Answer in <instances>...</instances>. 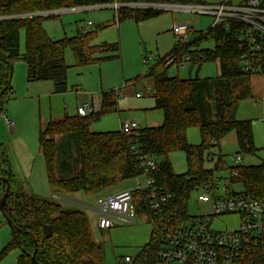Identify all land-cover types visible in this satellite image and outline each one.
<instances>
[{"label": "trees", "instance_id": "16d2710c", "mask_svg": "<svg viewBox=\"0 0 264 264\" xmlns=\"http://www.w3.org/2000/svg\"><path fill=\"white\" fill-rule=\"evenodd\" d=\"M122 2H176L177 0H119ZM194 2L198 0H181ZM95 0H0V16L19 15L0 20V114L13 93V63L21 60L27 67L28 82L51 81L54 93L69 91L65 51L70 48L78 66L99 63L119 57L117 42L94 44L102 26L78 31L72 37L52 39L43 27L51 16L32 15L41 11L93 4ZM163 11L152 8L123 7L115 13L121 22L133 19L142 22L159 16ZM25 48L21 50V34ZM213 41L214 48L202 47ZM241 47L232 31L211 26L198 31L194 39L177 44L165 57L150 67L147 76L153 80L155 108L162 110L164 121L158 127L140 129L129 136L121 130L92 132L90 125L102 116L118 110L116 90L102 92L101 109L87 116L78 113L49 121L39 132V146L45 158L47 179L63 196L73 198L82 191L96 193L121 181L143 175L140 159L132 149L153 156L157 168L153 172V188L157 195L169 196L160 213L146 208L147 193L135 192L137 213L146 215L152 224L181 225L193 219L188 206L191 195L209 182L215 170H229L219 156L213 170L206 161L213 160L212 150L231 131L236 133L241 151L254 153L251 120H238L235 112L239 102L251 94V74L239 64ZM190 61L202 64L218 61L221 73L216 77H171L173 63ZM198 127L199 144L188 141V129ZM184 151L187 171L177 174L169 155ZM69 172L59 176L56 164ZM234 183L244 187L242 194L253 199L264 198V162L259 165L238 166ZM0 176L8 178L10 191L2 210L12 221V239L0 252V260L15 248L21 253L17 264H104V253L92 238L85 213L64 208L60 203L34 195L25 190V183L8 168L0 165ZM1 182V181H0ZM3 184L2 198L6 184ZM52 226L47 237L45 226ZM161 235L153 228L150 240L133 264H157Z\"/></svg>", "mask_w": 264, "mask_h": 264}, {"label": "rangeland", "instance_id": "374dc122", "mask_svg": "<svg viewBox=\"0 0 264 264\" xmlns=\"http://www.w3.org/2000/svg\"><path fill=\"white\" fill-rule=\"evenodd\" d=\"M98 4H109L113 0H95ZM181 1V0H177ZM214 1V0H208ZM89 5H76L74 8L89 7ZM72 8V7H71ZM116 11L111 7L92 9H70L59 15L46 18L43 27L54 40L72 37L83 29H96L99 26L97 41L117 42L120 47L119 57L99 63L78 66L75 63L73 51L67 48L65 61L68 66L67 79L69 91L54 93L51 81L27 80L26 65L21 60L13 63L12 87L13 93L5 103L6 115L18 122L19 131L15 127L6 125L4 114H0V165L10 169L15 176L25 183L28 194L36 197L56 201L64 208L79 209L85 213L89 223V230L93 240L102 247L104 264H133L138 254L150 240L153 224L144 214H137L132 223L115 221L110 228H100L98 221L100 215L92 205L95 201L109 194L123 189H133L139 184L146 185L145 175L127 179L105 188L96 193L82 191L73 195L72 202L55 199L53 193H59L51 186L47 179L45 158L39 146V132L49 121H58L65 115L77 114L78 108L87 98L94 97L100 102L101 93L116 90L118 93V110L102 116L99 121L90 125L92 132H106L120 130L122 123L127 121L138 122L139 128L148 127L152 120L161 119V110L154 109L153 80L147 76L151 66L160 58L165 57L178 44V38L172 28L176 22H190L192 41L198 31H207L213 23L210 15H200L192 12L167 10L159 16L142 22L126 19L118 22L115 19ZM89 25L88 28L86 26ZM105 26V27H104ZM121 29V30H120ZM202 47L214 48V42L208 41ZM25 48V34H21V50ZM145 58L147 62H145ZM221 73L218 61L186 62L185 66L173 63L168 75L183 79L190 77H216ZM263 83H262V82ZM251 94L242 99L235 112L238 120H251L254 134V153L240 150L236 133L231 131L221 141L218 147L212 150L213 160L206 161L208 169L214 168L220 156L228 169L235 165L238 154L242 156V165H259L264 162V76L252 75ZM148 87L150 89L148 90ZM141 92L142 97L136 93ZM188 140L192 144L201 142L198 127H191L187 132ZM169 159L177 174L187 171V160L184 151H174ZM59 176L69 175L68 171L61 170L57 163ZM241 166V165H238ZM219 187H226L233 192L244 190L241 183H231L230 171L221 170L214 174ZM3 184L0 182V194ZM201 189L196 190L189 200L188 211L192 217H202L210 214L208 203L197 200ZM189 221V220H188ZM240 216L225 215L215 223L218 230H233L239 225ZM12 239V229L0 209V252ZM21 251L15 248L6 254L0 264H17ZM126 257L130 261H126Z\"/></svg>", "mask_w": 264, "mask_h": 264}, {"label": "built area", "instance_id": "2783aa9c", "mask_svg": "<svg viewBox=\"0 0 264 264\" xmlns=\"http://www.w3.org/2000/svg\"><path fill=\"white\" fill-rule=\"evenodd\" d=\"M85 7H67L41 11L32 15L54 16L70 9H92L111 7L116 13L123 7L152 8L155 10L192 12L213 17V27H223L232 31L234 38L241 47L239 64L241 69L251 75H264V0H198L194 2H122L113 0L109 4H98ZM19 15H3L2 19H12ZM89 23L86 28L89 27ZM179 44L190 41L191 23L176 22L172 28ZM186 61H190L186 57ZM145 62L147 59L145 58ZM150 87H148V90ZM142 93H137V97ZM101 109V102L89 99L78 108V114L87 116ZM6 125L16 127V121L3 112ZM126 135H133L140 130L138 122L122 123L121 129ZM140 159L143 175L147 177L146 185L139 184L133 189L102 196L92 205L100 215V228H110L115 221L132 223L137 216L135 192L147 193L146 208L160 213L166 205L169 196L157 195L153 185V172L157 168L155 158L144 154L135 146L132 147ZM242 165V156L238 154L235 165L229 169L228 185L237 176V167ZM218 170L214 171V174ZM221 171V170H219ZM226 171V170H225ZM198 194L199 202L208 203L211 212L207 216L194 217L181 225L153 223L161 235L157 264H264V198L253 199L226 187H219L218 180L213 175L209 182L202 185ZM53 198L72 202V198L55 193ZM75 202V201H74ZM72 202V203H74ZM240 216L239 225L233 230H218L215 223L225 215ZM126 261H130L126 257Z\"/></svg>", "mask_w": 264, "mask_h": 264}, {"label": "water", "instance_id": "95a60500", "mask_svg": "<svg viewBox=\"0 0 264 264\" xmlns=\"http://www.w3.org/2000/svg\"><path fill=\"white\" fill-rule=\"evenodd\" d=\"M0 181L1 182H4L6 184L5 192H4L3 196H2V198L0 199V209L3 210L5 201L7 199V196L9 194V191H10V182H9L8 178H6L4 176H0ZM6 220H7L8 224L10 226H12L11 219L7 218ZM44 232H45V235L47 237L51 236V234H52V226H50V225L45 226L44 227Z\"/></svg>", "mask_w": 264, "mask_h": 264}, {"label": "crops", "instance_id": "0c3cea01", "mask_svg": "<svg viewBox=\"0 0 264 264\" xmlns=\"http://www.w3.org/2000/svg\"><path fill=\"white\" fill-rule=\"evenodd\" d=\"M85 5H89V4H85ZM153 19V18H152ZM146 21V20H145ZM105 27V26H104ZM103 28V27H102ZM84 30V29H83ZM121 30V29H120ZM95 41H97V39L95 40ZM94 41V42H95ZM93 42V43H94ZM101 43H103V42H99V43H94V44H101ZM186 62H188V61H186ZM186 62H182V63H180V66H185V64H186ZM26 65V64H25ZM26 70H27V67H26ZM261 77H263L264 75H260ZM262 82V81H261ZM29 83H32V82H29ZM263 83V82H262ZM139 93V92H138ZM143 95V94H142ZM136 96H137V93H136ZM101 97H102V93H101ZM139 97H142V96H139ZM154 98V97H153ZM86 99L87 100H89V99H93V100H95L94 99V97H90V98H87L86 97ZM86 100V101H87ZM95 101H97V100H95ZM98 102V101H97ZM100 102H101V98H100ZM154 109H156L155 108V99H154V107H153ZM159 110V109H158ZM162 111V110H161ZM162 113H163V111H162ZM163 121H164V113H163V116L161 117V119H154V120H152V121H150L151 122V124L148 126V127H158V126H160V125H162V123H163ZM18 127V122L16 121V127H15V131H19V129L17 128ZM148 127H146V128H148ZM41 129V128H40ZM114 131H116V130H114ZM189 141V140H188ZM192 144V143H191ZM121 191V190H120ZM118 192V191H117ZM53 194H55V193H53ZM69 203H71L72 204V202H70V201H68Z\"/></svg>", "mask_w": 264, "mask_h": 264}]
</instances>
